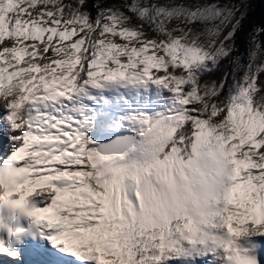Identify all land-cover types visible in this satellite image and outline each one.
<instances>
[{"label": "snow or ice", "instance_id": "snow-or-ice-1", "mask_svg": "<svg viewBox=\"0 0 264 264\" xmlns=\"http://www.w3.org/2000/svg\"><path fill=\"white\" fill-rule=\"evenodd\" d=\"M249 7L0 0V264H264Z\"/></svg>", "mask_w": 264, "mask_h": 264}, {"label": "trees", "instance_id": "trees-1", "mask_svg": "<svg viewBox=\"0 0 264 264\" xmlns=\"http://www.w3.org/2000/svg\"><path fill=\"white\" fill-rule=\"evenodd\" d=\"M251 5V10L248 11V16H246L245 24L248 25L253 19L258 21H264V0H247ZM245 35L243 32L237 36V44L240 51L245 49Z\"/></svg>", "mask_w": 264, "mask_h": 264}, {"label": "rangeland", "instance_id": "rangeland-1", "mask_svg": "<svg viewBox=\"0 0 264 264\" xmlns=\"http://www.w3.org/2000/svg\"><path fill=\"white\" fill-rule=\"evenodd\" d=\"M249 3V2H248ZM250 5V4H249ZM251 10V5H250V7L247 9V16H248V11H250ZM26 59H27V57H25Z\"/></svg>", "mask_w": 264, "mask_h": 264}, {"label": "bare ground", "instance_id": "bare-ground-1", "mask_svg": "<svg viewBox=\"0 0 264 264\" xmlns=\"http://www.w3.org/2000/svg\"><path fill=\"white\" fill-rule=\"evenodd\" d=\"M26 59V58H25Z\"/></svg>", "mask_w": 264, "mask_h": 264}]
</instances>
